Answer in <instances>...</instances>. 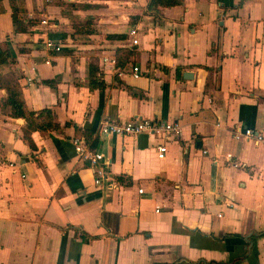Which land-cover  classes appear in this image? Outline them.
Wrapping results in <instances>:
<instances>
[{"label":"crops","instance_id":"0c3cea01","mask_svg":"<svg viewBox=\"0 0 264 264\" xmlns=\"http://www.w3.org/2000/svg\"><path fill=\"white\" fill-rule=\"evenodd\" d=\"M147 1L14 0L29 26L13 32L0 0L20 98L56 124L28 129L0 108V264H264V0L158 14ZM118 49L131 52L122 67ZM135 118L176 132L97 133L102 119ZM75 137L106 162L98 185Z\"/></svg>","mask_w":264,"mask_h":264},{"label":"trees","instance_id":"16d2710c","mask_svg":"<svg viewBox=\"0 0 264 264\" xmlns=\"http://www.w3.org/2000/svg\"><path fill=\"white\" fill-rule=\"evenodd\" d=\"M11 9L10 19L12 24L13 32H26L27 26L29 23L22 22L17 17L16 7L14 4V0H7ZM182 0H148L146 9L154 12V14H158L160 7H169L174 5H179ZM136 18V17H134ZM87 24V23H86ZM74 30H79L77 26L73 27ZM107 37H119V35H108ZM122 37V35H121ZM24 49L19 48L18 52H22ZM117 51H121L120 54L116 56L115 63L118 67H122V65L127 61L131 52L126 50L118 49ZM14 52L6 46L3 47L0 43V88H4L5 96L0 99V108L2 110L8 111V116L13 118H24L27 120V128L32 130H45V129H53L56 127V124L52 122L51 112L49 109H42L39 111H30L25 108L21 98L20 92L16 88L15 79L12 77V73L9 70V66L14 61ZM44 84H52V81L44 80L42 81ZM89 89H99L101 90L104 86L102 80L97 75V69L95 67L88 68V82ZM86 139L88 140V135L85 134ZM93 142V141H92ZM92 146V143L90 147ZM81 241L86 239L85 234H79Z\"/></svg>","mask_w":264,"mask_h":264},{"label":"built area","instance_id":"2783aa9c","mask_svg":"<svg viewBox=\"0 0 264 264\" xmlns=\"http://www.w3.org/2000/svg\"><path fill=\"white\" fill-rule=\"evenodd\" d=\"M41 23H45V20H41ZM130 33H133L131 31ZM131 43L136 44V39H132ZM46 49L58 51L60 47L55 44L54 41L46 39L44 41ZM106 59H103L105 61ZM113 62V60L111 61ZM131 75L133 77H138L140 72L138 67H131ZM97 133L101 136L108 135H127L136 136L140 133H154L159 130H164L165 132L175 131L174 126L170 123H163L162 121L146 118H135L128 119L125 121H110L102 119L98 122ZM176 132V131H175ZM243 136L246 138H253L254 140H259V135L253 133L250 129L243 130ZM238 137V135H235ZM71 145L76 154L83 160L88 162V166L93 174V183L98 185L102 177L104 176V171L102 167L106 165L105 160L100 152L89 150L85 144V141L81 137H75L71 139ZM157 157L161 158L165 151L164 145H158L156 147ZM226 160L230 161L233 166H238V163L232 160L231 154H226Z\"/></svg>","mask_w":264,"mask_h":264},{"label":"rangeland","instance_id":"374dc122","mask_svg":"<svg viewBox=\"0 0 264 264\" xmlns=\"http://www.w3.org/2000/svg\"><path fill=\"white\" fill-rule=\"evenodd\" d=\"M19 1V0H18Z\"/></svg>","mask_w":264,"mask_h":264}]
</instances>
